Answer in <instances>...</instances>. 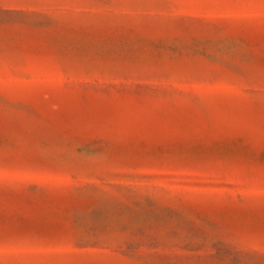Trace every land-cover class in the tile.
<instances>
[{
    "label": "rangeland",
    "instance_id": "374dc122",
    "mask_svg": "<svg viewBox=\"0 0 264 264\" xmlns=\"http://www.w3.org/2000/svg\"><path fill=\"white\" fill-rule=\"evenodd\" d=\"M0 264H264V0H0Z\"/></svg>",
    "mask_w": 264,
    "mask_h": 264
}]
</instances>
